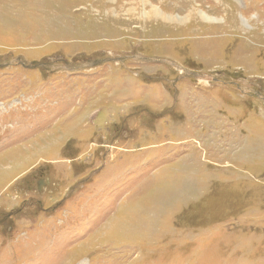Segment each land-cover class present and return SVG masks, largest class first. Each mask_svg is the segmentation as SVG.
Segmentation results:
<instances>
[{
	"label": "rangeland",
	"instance_id": "rangeland-1",
	"mask_svg": "<svg viewBox=\"0 0 264 264\" xmlns=\"http://www.w3.org/2000/svg\"><path fill=\"white\" fill-rule=\"evenodd\" d=\"M0 264H264V0H0Z\"/></svg>",
	"mask_w": 264,
	"mask_h": 264
},
{
	"label": "flooded vegetation",
	"instance_id": "flooded-vegetation-1",
	"mask_svg": "<svg viewBox=\"0 0 264 264\" xmlns=\"http://www.w3.org/2000/svg\"><path fill=\"white\" fill-rule=\"evenodd\" d=\"M41 180H42V178L39 180V184H40ZM38 189H40V186H38ZM39 191H40V190H39Z\"/></svg>",
	"mask_w": 264,
	"mask_h": 264
}]
</instances>
